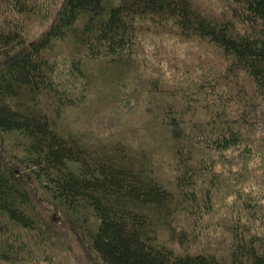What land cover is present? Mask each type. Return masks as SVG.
<instances>
[{
    "label": "trees",
    "instance_id": "obj_1",
    "mask_svg": "<svg viewBox=\"0 0 264 264\" xmlns=\"http://www.w3.org/2000/svg\"><path fill=\"white\" fill-rule=\"evenodd\" d=\"M224 2L0 0V264L63 248L22 171L95 264H264V0ZM88 76L142 117L146 149L59 129Z\"/></svg>",
    "mask_w": 264,
    "mask_h": 264
},
{
    "label": "rangeland",
    "instance_id": "obj_2",
    "mask_svg": "<svg viewBox=\"0 0 264 264\" xmlns=\"http://www.w3.org/2000/svg\"><path fill=\"white\" fill-rule=\"evenodd\" d=\"M194 2L201 5V7L207 11L208 15L215 16L224 11V0H194ZM28 27V38L30 40L44 30V26L39 23H31ZM159 45L162 50L176 47L172 40L166 38L160 41ZM174 49L177 52V49ZM8 61L9 60L4 61L0 59V69L4 67ZM98 70H100V68H93L90 73L94 71L96 76ZM105 73L108 74L107 71H105L104 74ZM139 74H137V76ZM148 76L150 75L148 74ZM88 78H92V91L90 95L84 105L65 110L62 113L58 124L59 129L78 133L85 137L93 136L106 141H123L128 145H139L146 149V146L148 147V144L151 142L150 135L144 132H139L140 134L136 132L138 128L136 126L142 124V117L139 118L137 117L138 114L125 111L118 103L116 105L115 101L107 99L117 94L118 88L115 85L108 87L106 84L101 85L96 77L88 76ZM115 78L119 79V76L115 75ZM133 79L134 83H130L127 89H130L131 86L137 89L136 85L140 82V78L133 76ZM144 80L148 81L150 78L148 77ZM151 81L153 80L151 79ZM122 98H124V96ZM113 104H115V107ZM110 106L112 110L107 112ZM136 106L137 104L135 103L134 107ZM158 145H161V143H158ZM165 155L167 154L163 151V153L160 154V159L165 161ZM21 176L23 179L22 181L31 194L32 202L37 209V213L51 222L50 224L57 229L63 241V248L60 249L61 251L57 250V256H54L53 261H57L59 264H95L91 256L80 245L78 234L70 217L39 188L32 178L25 175V172L22 171Z\"/></svg>",
    "mask_w": 264,
    "mask_h": 264
}]
</instances>
